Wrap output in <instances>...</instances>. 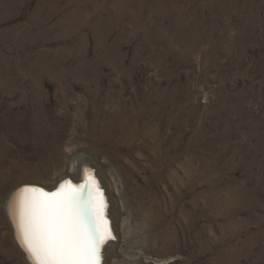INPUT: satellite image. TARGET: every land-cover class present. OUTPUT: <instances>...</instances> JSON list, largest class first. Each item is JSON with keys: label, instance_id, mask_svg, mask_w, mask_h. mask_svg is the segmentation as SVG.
Returning <instances> with one entry per match:
<instances>
[{"label": "rangeland", "instance_id": "rangeland-1", "mask_svg": "<svg viewBox=\"0 0 264 264\" xmlns=\"http://www.w3.org/2000/svg\"><path fill=\"white\" fill-rule=\"evenodd\" d=\"M77 155L106 264H264V0H0V264H30L8 196Z\"/></svg>", "mask_w": 264, "mask_h": 264}, {"label": "snow or ice", "instance_id": "snow-or-ice-1", "mask_svg": "<svg viewBox=\"0 0 264 264\" xmlns=\"http://www.w3.org/2000/svg\"><path fill=\"white\" fill-rule=\"evenodd\" d=\"M86 187L62 184L51 195L25 188L38 193L22 198L19 208L18 228L33 264H99L100 229L89 220Z\"/></svg>", "mask_w": 264, "mask_h": 264}, {"label": "bare ground", "instance_id": "bare-ground-1", "mask_svg": "<svg viewBox=\"0 0 264 264\" xmlns=\"http://www.w3.org/2000/svg\"><path fill=\"white\" fill-rule=\"evenodd\" d=\"M111 126V125H110ZM137 131V130H136ZM137 135V134H136ZM136 137V136H135ZM73 167H72V171L69 172L67 175H64L63 178H61L54 186L52 187H45L41 184H38L36 182H25L22 183L20 185H18L17 187H15V189L13 190V192H11V195L8 196L7 198V204L5 206V213L6 216L8 217L9 223L12 227V233L14 235V239L16 241V244L18 245V247L20 248V250L23 252L24 257L26 258V260L30 263L33 264V260L30 256V254L27 252V250L25 249V247L23 246V241L21 239V234L18 228V224H19V208H20V202L22 200V198L24 197H36L38 196V193L36 192H25V189H22L23 186L25 185H36V186H41L47 190H53L55 188L58 187V185L65 179L70 178L72 182L78 184L80 186V183L82 181H84L85 179H89L91 177H97L99 178V180L101 181L102 187L105 190L106 193V197L108 199V216L111 219L112 222V229L114 232V239L117 238V234L115 231V225H114V221L113 219L117 217V213H116V199H114L112 197L113 193H112V189H111V183L108 181L107 177H104V173H101V171H99L97 169V166L94 164V162L91 160V158L86 157V156H82V155H77L74 157L73 160ZM113 181V180H111ZM106 187H110V188H106ZM28 189H32V188H28ZM33 189H37V188H33ZM98 189L94 188V186L92 185L91 188V195H92V200L94 201V203H96V208H95V215L96 217L101 220L103 219V215L100 211V203H99V194H98ZM110 206L111 208V213H110ZM124 207V206H123ZM103 221V220H102ZM103 226L106 227V224L104 222ZM125 223H123L122 226H124ZM149 224L157 227L158 226V221L156 220V218L151 214V212H149ZM119 228V227H118ZM116 228V229H118ZM119 232V230H118ZM120 234V232H119ZM101 237L104 238V242H105V246H104V250H103V263L102 264H106V261L108 260V256L114 252L116 246V251H119V249H122V251L127 252V250L125 251V249L123 248V246L121 245V243H111L112 241H114L113 239L109 238V236L105 233L101 234ZM109 254V255H107ZM137 256V254H135ZM110 261V260H109Z\"/></svg>", "mask_w": 264, "mask_h": 264}, {"label": "water", "instance_id": "water-1", "mask_svg": "<svg viewBox=\"0 0 264 264\" xmlns=\"http://www.w3.org/2000/svg\"><path fill=\"white\" fill-rule=\"evenodd\" d=\"M67 183H70L71 186L73 187H77L79 188L78 184L74 183L71 181L70 178H67L65 180H63L57 188L53 189V190H47L41 186H36V185H25L23 186L22 189H25V188H37L38 190L44 192V193H48L49 195L53 194V193H56L62 184H67ZM80 185L82 186H87L86 187V194L87 196L90 198L91 202H92V206H91V209H90V213H89V220L90 221H94L95 222V225L99 227L100 229V243H99V251H98V262L99 264H102L103 263V250H104V246H105V242L103 241L104 238L101 237V234L102 233H105L109 236V238L111 239H114V232H113V229H112V222H111V219L110 217L108 216V207H109V204H108V199L106 197V193H105V190L104 188L102 187V184H101V181L99 180V178L97 177H91L89 179H85L84 181H82L80 183ZM92 185L94 186V188L98 189V194H99V203H100V211L103 215V219L99 220L96 215H95V208H96V203H94V201L92 200V195H91V188H92ZM103 220V221H102ZM104 222L106 224V227L103 226V223Z\"/></svg>", "mask_w": 264, "mask_h": 264}]
</instances>
